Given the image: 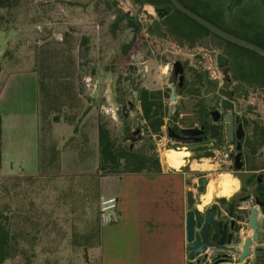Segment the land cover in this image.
<instances>
[{"label": "rangeland", "instance_id": "374dc122", "mask_svg": "<svg viewBox=\"0 0 264 264\" xmlns=\"http://www.w3.org/2000/svg\"><path fill=\"white\" fill-rule=\"evenodd\" d=\"M220 1L217 0V3ZM247 4L236 7L233 3L229 6L233 18L225 19L228 29L236 35L249 37L248 33L251 31L238 26V20L243 19L248 28L253 26L252 28L261 32L264 38V2L249 0ZM117 11L136 17L141 25L140 30L136 32L128 25L127 20L113 25ZM159 21L160 17L153 5H141V2L135 3L132 0H10L8 6L0 9V60L5 67L17 62L16 64L22 67L37 68L38 75L43 81L40 88L41 141L47 134L53 132L54 125L56 128L58 126L56 136L63 140V149L69 152L62 155L63 159L66 158L65 166L60 167L64 169L63 171L75 170L71 159L84 154V147L89 154L90 162L93 160L94 153L91 151L88 153L85 137L79 132L83 129L93 132L94 120L97 125L99 121L103 122L110 129L112 136L119 141L126 138V144L132 148L140 147L146 141H141V138L147 137V133L143 127L144 120L141 118L139 100L130 95V91L148 88L167 92L168 84L173 79L171 68L176 60L187 62L189 76L193 70L204 72L206 83L197 84L186 99L178 96V84V87H175V101L167 98V105L175 107L180 104L183 111L185 103L188 111L200 110L201 105L205 107L212 104L206 101V94L215 93L220 97L221 83L225 81L224 75L227 74L217 61L220 49L213 46H197L189 50L179 46L166 34H158L162 30L164 32V27ZM85 37L88 38V42L83 44L81 41ZM225 50L235 51L230 45H225ZM240 53H244L242 56L246 57L247 63L250 59L257 63L259 61L251 54L242 51ZM9 61L12 62L6 64ZM183 63L185 65V62ZM227 80V84L233 87L232 98L242 119L245 122H251L253 119L264 122V88L243 84L237 89L239 83L236 77L229 75ZM117 87H122L123 92L125 91V104L129 99L134 103L129 115H125V112L123 114L122 103L118 101L120 93ZM89 114L91 119L85 120ZM122 114L125 118H121ZM70 125H74L75 133L79 135L70 137ZM173 150L186 152L183 156L185 160H182L183 153L180 159L186 171L190 173L187 177L188 183L200 173H206L205 176L208 175L210 181L217 179L219 173L221 176L224 173L231 174L230 188L219 186L210 197L207 196L210 181L204 192V194L207 192V198L203 197L199 193L200 189L196 187L197 197H203L200 205L212 201L217 194H223L221 193L223 190L230 191L224 194H230L237 181L239 187L237 173L221 162L224 159L227 164L229 163L227 158L222 156L226 150L217 153L220 158L211 157L210 160V157L206 156L200 159V154L193 156V152L185 145H178ZM262 152L261 158H264V148ZM97 155L99 157V151ZM215 161L221 165H217L213 170L211 163ZM262 163L263 160L261 162V159H257L256 167L259 168ZM161 164L164 165L162 161ZM247 166L249 167V164ZM92 167L91 163L90 166L82 165L78 169H93ZM20 170V164L13 166L14 173H19ZM19 178L26 177L17 175L0 177V208L17 209L19 212L31 209L30 214H33L34 220L27 225L34 222L36 230L38 222L43 226L47 221L40 220L47 211H51L57 219L60 217L59 221H73L70 216L75 194L67 191L72 178L68 176L69 179L57 183L60 189L55 193L48 190L47 193L38 191L37 177L31 181L24 179L21 183L17 182ZM67 217L69 219H66ZM88 217L98 232L104 224L101 223L95 206ZM83 222L84 224L80 225L88 228L90 225L88 219L84 217ZM60 228L62 230L53 232L58 236V248L60 243L67 244L72 234V230ZM94 234L96 235V231ZM68 235L66 241L65 237ZM39 242L42 243L43 238ZM35 247L36 254L31 256L32 264H95L86 261L84 247L81 250L76 249L71 256L66 255L65 250V253H61L63 249L59 248L60 253L50 259L45 258L50 261L46 263L42 262L44 261L42 256L37 257V242ZM89 252L91 257H97L96 248Z\"/></svg>", "mask_w": 264, "mask_h": 264}, {"label": "crops", "instance_id": "0c3cea01", "mask_svg": "<svg viewBox=\"0 0 264 264\" xmlns=\"http://www.w3.org/2000/svg\"><path fill=\"white\" fill-rule=\"evenodd\" d=\"M16 63L9 67H5L3 63L0 71L2 116L0 176H37V190L46 193L47 190L51 193L59 191L57 183L69 179V176L72 179L67 191L75 194L70 216L72 222L59 221L60 217L57 219L51 211L44 212L40 220L47 219L43 226L48 231H60L62 230L60 227H63L67 229L66 231L77 232V241L60 243L59 248L63 249L62 252L58 248V236L53 233L48 234L44 237L41 246L49 251L43 249L41 256L44 259L55 257L60 251L61 253L66 251V255L71 256L76 249L81 250L84 247L86 261L95 264H188L187 192L193 190L196 193L199 179L206 173H200L191 183L187 182L190 173L186 171L184 164L175 167L176 169L166 168L165 164H162V170L157 173L103 174L98 168V125L95 120L93 132L87 129L79 132L85 137L88 153L90 151L94 153L93 160L90 162L89 154L84 147V154L71 159L75 170L63 171L64 169L60 167L65 166L66 158L63 159L62 155L68 151L63 149V140L56 136L58 126L56 128L54 125L53 132L47 134L41 141L37 72L33 67H22ZM86 119H91V115H87ZM70 128L71 138L79 135L75 133L74 125H70ZM180 152L184 154L183 150ZM213 152L217 154L222 151ZM91 163L93 169H78L82 165L90 166ZM18 164L21 170L19 173H14L13 166ZM211 165L215 170L221 163L215 161ZM218 179L222 180L221 177L215 180ZM221 193L226 191L223 190ZM112 195L119 197V217L111 224H101L102 227L97 232L92 220L89 222L87 216L93 206L99 214L100 200ZM228 195L217 194L212 201L204 203L203 206L199 203L203 201V197H200L198 206L202 207L199 209L205 210L213 204L221 206L224 202L232 200L233 196ZM84 217L90 223L88 228L80 225L84 224ZM65 238L67 241L69 235ZM92 248L98 250L97 257L90 256L89 251Z\"/></svg>", "mask_w": 264, "mask_h": 264}, {"label": "trees", "instance_id": "16d2710c", "mask_svg": "<svg viewBox=\"0 0 264 264\" xmlns=\"http://www.w3.org/2000/svg\"><path fill=\"white\" fill-rule=\"evenodd\" d=\"M135 3H139L143 0H132ZM146 4L153 5L158 11L161 19L159 24L164 27V32H158L159 35H168L180 45H184L190 42L192 45L201 39L203 35L210 33V30L195 21L193 18L187 16L185 13L177 9L170 0H146ZM187 6L184 0H180ZM264 2V0H262ZM10 4V0H0V9ZM110 4V3H109ZM188 7V6H187ZM209 19L208 17L202 15ZM127 20L128 25L133 27L135 31H139L141 25L137 22V18L130 16L128 13L122 11L116 12V19L113 25H118L121 21ZM210 20V19H209ZM192 23L191 29L184 28L185 22ZM212 21V20H210ZM213 22V21H212ZM156 27V26H155ZM160 28V26H157ZM251 26L250 28H252ZM257 33L254 36L243 37L250 40L262 47H264V38L261 36V32L254 29ZM154 32V30H152ZM193 32H199L201 35L194 34ZM83 44L88 42V38H83L81 41ZM226 44L232 46L234 52H226V56L223 54L221 57L225 59L230 58L229 65L235 76H240L246 84L263 87L264 88V56L260 55L254 50L245 48L234 42L225 40ZM189 44V43H188ZM129 47V46H128ZM127 47V48H128ZM245 52L251 54L259 59L258 63L250 59L247 63L246 57L242 56ZM223 58L224 61H226ZM222 59V58H221ZM222 60V61H223ZM221 61V62H222ZM3 61L0 60V71L2 69ZM229 66V67H230ZM35 71H38L35 66H32ZM228 71V68H225ZM191 76L186 81L187 93H191L197 84L205 85V73L197 70H193L190 73ZM43 81L38 75V88H39V105H40V88ZM217 85V84H216ZM124 90V89H123ZM122 87H117L118 101L125 103V97ZM138 90V97L141 108V118L144 120V129L147 133V137L141 138L146 140L138 148H132L126 144V138L124 141H119L112 136L110 129L101 121L98 123V144H99V170L103 174L114 172H145V173H157L162 170V164L159 156L157 155L155 142L153 139L154 134L162 133V126L166 122V117L169 112V106L166 104V99L170 98V94L161 89H148V88H136ZM180 91V90H179ZM204 105H202V108ZM203 110V109H202ZM124 114V112H123ZM121 118H125L124 115ZM179 112L176 115L172 114L170 120H176ZM174 130H177V125H172ZM126 130L128 129L125 127ZM264 148V122L255 120L250 135L246 140L247 155H253L254 158L262 157ZM1 149H2V116L0 110V164H1ZM206 157L214 155L212 150L206 151L204 154ZM1 177V176H0ZM26 178H19L18 183L25 180H35L37 176H25ZM2 193V192H1ZM32 201V200H31ZM30 210L19 212L17 209L0 208V264H32L33 259L31 256L36 254L35 243L37 242V257L43 255V249L39 240L44 239L48 234L53 233L48 231L44 226L37 224V230L31 225H27L28 222L33 221V214H30ZM48 217V216H47ZM37 220L38 215H37ZM77 241V232H72L70 236V243ZM86 249V248H85ZM48 252L49 250L46 249ZM49 258V257H47ZM50 259V258H49ZM49 259H42V262H50ZM57 264V263H54ZM70 264V263H67Z\"/></svg>", "mask_w": 264, "mask_h": 264}, {"label": "flooded vegetation", "instance_id": "af4514ba", "mask_svg": "<svg viewBox=\"0 0 264 264\" xmlns=\"http://www.w3.org/2000/svg\"><path fill=\"white\" fill-rule=\"evenodd\" d=\"M248 1L249 0H221L220 3L218 4L217 0H184V2L187 4V6L190 9H192L193 11H195L200 15H204L208 17L219 27L230 33L233 32L229 31L228 25L225 21V19L233 18L231 15V11H229L230 10L229 6L232 5L233 3L236 7L243 6L245 3L247 4ZM192 26L193 25L191 22L186 21L184 28L189 30L192 28ZM238 26L243 27L245 30L251 31L248 33L249 36H254L257 33L256 30L248 28L249 27L248 24L243 19L238 20ZM194 34L196 35L198 34L199 36L201 35L199 32H193V35ZM238 36L244 37L242 35H238ZM188 43L184 45H180L178 43L176 44L185 47L189 50L194 49L197 46H206V47L213 46L217 49H220V54L219 57L217 58V61L220 64L221 68L224 69V71L227 73L224 75L225 81L227 80L228 76L231 75L232 77H236V80L239 83L237 89L238 87L243 86V84H246L245 81L240 76L234 75V72L231 70V66L229 65L230 58L229 60L224 58L226 56V52H228V50L227 51L225 50V45H228L226 44L225 39L220 38L218 35L210 31L209 34L203 35L201 39L197 40L194 43V45H192L190 42ZM223 54L225 56L221 57V55ZM223 58L226 61H224ZM183 62H185V65ZM183 62H181L183 67V73L180 74V76L178 77V83L176 84L175 87L179 86L180 91L178 96L186 99L190 96V94L187 93L186 91L187 89L186 81L189 78V74L187 73V70L189 68L186 67L187 62L185 60ZM225 68H228V71ZM225 81L221 83V87H220L221 93H219L220 97L215 93L206 94V101L212 103L210 106H205L200 110L197 109L193 111H188L186 107L187 104L185 103L183 104L184 109H183L182 120L179 128L175 130V132L178 133L180 137L179 139H173V142L177 146L185 145L188 150L193 152L192 154L193 156H198L200 154L199 158L204 156L203 154L206 151L226 150L228 152L227 161L229 163L227 164L224 159L221 162L222 164H226L228 167L234 164V156L238 152L237 145L238 143L241 144L240 150L242 152L241 160L243 163V167L240 170L233 169L238 175L239 187L237 181L234 190L228 196H233L232 199H234L236 203L245 206L246 210L243 212V216L245 218L249 217L250 211L253 207L258 208L259 210L258 240L253 241V243L255 246H257L260 249L253 252L251 264H264V205L258 204L260 202H264V158L261 157L254 158L253 155H247L246 140L250 135L255 120L253 119L251 122H245L242 119V117L237 113L235 107V101L232 98L233 87L227 84L228 80L227 82ZM136 91L138 90H131L130 95H133L134 98L137 99L138 94L136 95L135 93ZM180 93L183 95H180ZM223 99L229 100L228 104L232 106L230 110H227L222 106ZM130 101L132 100L130 99L127 100L126 101L127 104ZM133 106L128 105L127 109H125L124 112L126 113L132 110ZM228 117H230L231 120L227 119ZM230 124L233 128L231 138L229 136ZM189 128H198L200 130L198 136L201 137V139L200 140L189 139L190 138L189 135L183 134L181 132L182 129H189ZM184 155H186V152L182 155V160ZM210 157L214 159L217 157L220 158L218 154H214L213 156ZM257 159L259 160L261 159V162L263 160V163L259 165L260 166L259 168L256 167ZM247 164H249V167L247 166ZM219 176H221L220 173L217 175V178ZM198 187L200 190L203 188L200 184H198ZM229 192L226 191V193ZM206 194L207 192L203 194V197L207 198ZM199 200L200 199L197 198V202L195 203L194 206H198ZM234 234H236V230H234ZM249 235H252V233L251 234L249 233ZM200 258H201L200 261L194 262V264H203L202 262H210V263L212 262L211 259L209 258L206 257H200ZM237 263H238V259L236 254L234 252H231L229 254V257H227V260L223 264H237Z\"/></svg>", "mask_w": 264, "mask_h": 264}, {"label": "water", "instance_id": "95a60500", "mask_svg": "<svg viewBox=\"0 0 264 264\" xmlns=\"http://www.w3.org/2000/svg\"><path fill=\"white\" fill-rule=\"evenodd\" d=\"M170 1L177 9L208 28L220 38L254 50L264 56V47L222 29L214 22L187 7L180 0ZM145 4L146 0H143L141 5ZM171 70L173 75L172 80L175 82L178 80L180 74L183 73L181 61L176 60L173 63ZM135 93L137 95L138 91ZM175 97L176 94L174 90L172 98ZM228 102V99H223L222 106L225 109L230 110L232 106L229 105ZM128 105L133 106L134 103L130 101ZM127 107V104L122 106L123 112L127 109ZM125 115H129V112H126ZM227 119L231 120L230 117ZM181 132L189 135V139H201V137L198 136L200 133L198 128L182 129ZM232 132L233 128L230 124V138L232 137ZM169 137L172 139H179L180 135L176 133L172 127H170ZM240 149L241 144L238 143V152L234 156V164L229 166V168L236 170L242 169V152ZM199 184L203 187L199 193L203 195L208 185V177L205 175L201 176ZM197 198V194L194 193L193 190H189L187 192L188 210L186 212V241L189 248L188 264L199 262L201 259L200 257L211 259V264H223L231 252L236 254L240 264H251L253 252L260 249L253 243V241L258 240V208L253 207L250 211L249 217L245 218L243 216V212L246 210L245 206L239 205V203H236L234 199L224 202L221 206L219 204H213L205 210H200L198 206H194L197 202ZM258 204L264 205V202H260ZM234 230H236V234H234ZM249 233H252V235H249Z\"/></svg>", "mask_w": 264, "mask_h": 264}, {"label": "built area", "instance_id": "2783aa9c", "mask_svg": "<svg viewBox=\"0 0 264 264\" xmlns=\"http://www.w3.org/2000/svg\"><path fill=\"white\" fill-rule=\"evenodd\" d=\"M177 83L178 80L175 82L171 80V83L168 84V88H167V92L170 94V99L173 101H175L176 99V97L172 98V94L173 91L175 90V86ZM164 91L166 92V90ZM177 112H179L177 119L171 121L170 120L171 115L172 114L176 115ZM182 115H183V111L180 108V104H178L175 107H173L172 105L169 106V112L166 117V122L162 126V133L153 135L156 152L162 162H163V158L166 157L164 155V152L169 149H174L175 147H177V145L173 142V139L169 137V128L172 127L173 124L177 125V127L179 128L182 120ZM227 155L228 152L226 151V153H224L222 156L227 158ZM165 167L176 169L174 166H171L169 164L165 165ZM118 217H119V197L115 195L103 197L100 200V204H99V218L101 223L105 225L111 224L115 222L116 219H118ZM202 263L211 264L210 262H202ZM237 264H240L239 261Z\"/></svg>", "mask_w": 264, "mask_h": 264}, {"label": "bare ground", "instance_id": "6f19581e", "mask_svg": "<svg viewBox=\"0 0 264 264\" xmlns=\"http://www.w3.org/2000/svg\"><path fill=\"white\" fill-rule=\"evenodd\" d=\"M164 155L166 156L165 158H163V162L165 165H171V166H174L176 168L182 166L183 164V161L180 159V155H181V152L180 151H176V150H173V149H169L167 151L164 152ZM222 180L220 181H216V180H211L209 182V190H208V194L207 196L210 197V195L214 192V190L216 188H218L219 186H223V187H226V188H229V185L231 182V174L230 173H224L222 174L221 176Z\"/></svg>", "mask_w": 264, "mask_h": 264}]
</instances>
